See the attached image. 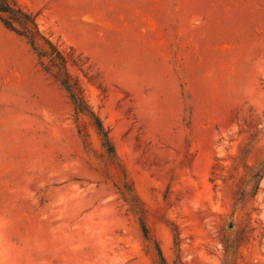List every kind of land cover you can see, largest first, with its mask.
Returning a JSON list of instances; mask_svg holds the SVG:
<instances>
[{
  "label": "rangeland",
  "instance_id": "rangeland-1",
  "mask_svg": "<svg viewBox=\"0 0 264 264\" xmlns=\"http://www.w3.org/2000/svg\"><path fill=\"white\" fill-rule=\"evenodd\" d=\"M16 1L109 142L0 22V264H264V0Z\"/></svg>",
  "mask_w": 264,
  "mask_h": 264
},
{
  "label": "trees",
  "instance_id": "trees-1",
  "mask_svg": "<svg viewBox=\"0 0 264 264\" xmlns=\"http://www.w3.org/2000/svg\"><path fill=\"white\" fill-rule=\"evenodd\" d=\"M0 22L6 29L26 40L39 66L66 90L76 112L86 114L96 121L97 130L105 143H108L109 140L101 122L86 107L77 79L69 72V57L40 29L35 15L24 10L16 0H0ZM256 175H264V162L258 165ZM141 227L145 237L148 238L143 221H141ZM161 260H163L162 257Z\"/></svg>",
  "mask_w": 264,
  "mask_h": 264
}]
</instances>
